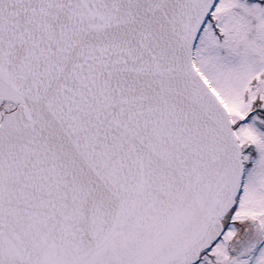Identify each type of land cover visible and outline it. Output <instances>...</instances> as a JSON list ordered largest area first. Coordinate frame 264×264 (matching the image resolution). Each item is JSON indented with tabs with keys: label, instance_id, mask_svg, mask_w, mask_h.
<instances>
[{
	"label": "snow or ice",
	"instance_id": "snow-or-ice-1",
	"mask_svg": "<svg viewBox=\"0 0 264 264\" xmlns=\"http://www.w3.org/2000/svg\"><path fill=\"white\" fill-rule=\"evenodd\" d=\"M0 264H264V0H0Z\"/></svg>",
	"mask_w": 264,
	"mask_h": 264
}]
</instances>
